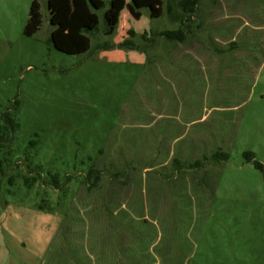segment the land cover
I'll use <instances>...</instances> for the list:
<instances>
[{
  "label": "rangeland",
  "instance_id": "374dc122",
  "mask_svg": "<svg viewBox=\"0 0 264 264\" xmlns=\"http://www.w3.org/2000/svg\"><path fill=\"white\" fill-rule=\"evenodd\" d=\"M235 4V32L264 24ZM103 14L109 32H81ZM174 27L164 0H0V124H18L0 149V264H264V57L92 51Z\"/></svg>",
  "mask_w": 264,
  "mask_h": 264
},
{
  "label": "trees",
  "instance_id": "16d2710c",
  "mask_svg": "<svg viewBox=\"0 0 264 264\" xmlns=\"http://www.w3.org/2000/svg\"><path fill=\"white\" fill-rule=\"evenodd\" d=\"M240 1L242 2V11L245 12V15L251 14L252 11H254L252 9L255 7H258L259 11L264 12V0H164V15L171 24L175 25L173 29L156 31L150 29L149 31L143 32L139 36L144 42L141 45L135 42L134 38L137 34L133 30H129L127 32L128 37L120 42H96L92 51L99 53L118 48L146 53L147 49L155 46L156 40L160 39L171 46L170 48L172 51L167 53V58H169L171 62L173 60V62H175L178 57L177 55L181 52L184 57L188 55V57H193L194 59L193 55L196 53L199 54L201 50H203L204 54H209L216 58L215 56L219 57L221 54L231 53L241 47L248 53H252L255 58L259 59L260 57H264V46L259 42V38L258 40L256 37V40L250 39L248 35L251 29L254 31L264 28V24L256 25L248 20L243 22L241 19L242 23L238 25H243L245 28L241 34L237 31L235 32L238 26H234L233 24L236 20H231L232 17H234L233 14L230 12L226 14H224V12L222 13L223 5H226L227 2L230 4L236 3V7L239 5ZM253 3L257 5L252 6ZM217 12L223 14L221 19V14L219 15L220 17L215 16ZM109 30V20L105 14H103L101 27L98 23L92 28L83 27L81 32L88 37L97 38L100 34L107 33ZM194 45L196 46L193 47ZM192 47L193 49L190 50ZM17 126L18 124L8 114L4 116L3 123L0 124V149L8 145L10 141V132L17 128ZM249 156L248 160H252L253 157L251 155ZM254 166L257 169H262V165L257 161H254ZM33 171L35 172V170ZM40 173V171L35 172L38 177ZM99 175L100 170L93 166L89 168L85 180V182L89 184L88 189L90 186H95L98 182ZM22 179L23 185L27 188H30L36 181L35 177L28 178L27 176H23ZM51 179L55 189L60 190L62 185L59 183L57 175H52Z\"/></svg>",
  "mask_w": 264,
  "mask_h": 264
},
{
  "label": "crops",
  "instance_id": "0c3cea01",
  "mask_svg": "<svg viewBox=\"0 0 264 264\" xmlns=\"http://www.w3.org/2000/svg\"><path fill=\"white\" fill-rule=\"evenodd\" d=\"M130 195H132V193H125V192L122 193V194L121 193H109V194H107V196L105 198H107L109 200L110 199H120V198L126 199V198L131 197ZM145 198H146V194H145ZM120 208L124 209V211L127 212V219L129 220V215H130V213H129V210H130L129 205H127V203H125V202H122ZM139 208H140V211H141V209H143L144 212H142V214H145L146 204L145 203L144 204L143 203L142 204L140 203L139 204ZM127 219H122L121 222H118V224L116 225V227H117L118 230L120 229V230H122L124 232L125 227L127 225ZM121 256H124V255L121 254Z\"/></svg>",
  "mask_w": 264,
  "mask_h": 264
}]
</instances>
